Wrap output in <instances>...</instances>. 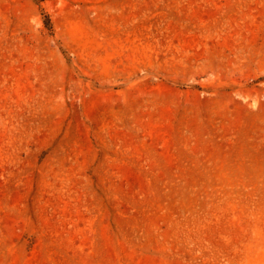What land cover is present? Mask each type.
<instances>
[{"label":"rangeland","instance_id":"obj_1","mask_svg":"<svg viewBox=\"0 0 264 264\" xmlns=\"http://www.w3.org/2000/svg\"><path fill=\"white\" fill-rule=\"evenodd\" d=\"M0 264H264V0H0Z\"/></svg>","mask_w":264,"mask_h":264}]
</instances>
